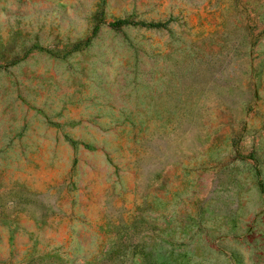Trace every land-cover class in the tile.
Wrapping results in <instances>:
<instances>
[{"label": "rangeland", "instance_id": "1", "mask_svg": "<svg viewBox=\"0 0 264 264\" xmlns=\"http://www.w3.org/2000/svg\"><path fill=\"white\" fill-rule=\"evenodd\" d=\"M259 180L264 0H0V264H264Z\"/></svg>", "mask_w": 264, "mask_h": 264}, {"label": "trees", "instance_id": "2", "mask_svg": "<svg viewBox=\"0 0 264 264\" xmlns=\"http://www.w3.org/2000/svg\"><path fill=\"white\" fill-rule=\"evenodd\" d=\"M99 15L103 16V7L101 5V8L99 10ZM169 20L164 22H155V21H144V20H135L132 18H118L112 21L108 22V25L114 29H119L122 26L125 25H133V26H141L146 28H165L167 26ZM101 22H105L103 18H101ZM99 23L95 24L93 31H96V27ZM260 189L262 192H264V184L262 181L259 180L258 182Z\"/></svg>", "mask_w": 264, "mask_h": 264}]
</instances>
